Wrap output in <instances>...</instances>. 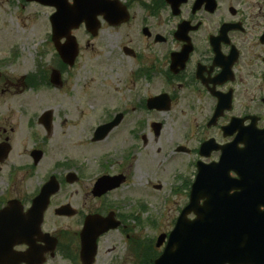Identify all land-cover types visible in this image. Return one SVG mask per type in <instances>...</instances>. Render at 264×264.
I'll list each match as a JSON object with an SVG mask.
<instances>
[{
  "label": "flooded vegetation",
  "instance_id": "1",
  "mask_svg": "<svg viewBox=\"0 0 264 264\" xmlns=\"http://www.w3.org/2000/svg\"><path fill=\"white\" fill-rule=\"evenodd\" d=\"M16 1L22 8L34 6L48 10L49 40L54 51L53 16L63 12L66 17L70 10L80 7V23L71 29L70 34L79 46L74 32L81 33L86 48H92L94 42L101 39L100 48L107 50L112 59V77L119 81L124 78L127 82V97L122 96L124 101L121 102L117 100L116 111L104 112L103 120L91 130L87 140L92 144L100 142L112 130L115 137L120 136L125 117L129 116L133 122L125 131L124 147L116 150L115 163L112 164L114 172L107 171L109 162L102 161L99 175L87 188L86 196L95 206L70 207L62 215L56 210L69 201L54 208L55 214L75 219L77 230L69 234L64 229L62 234L57 229H43V223L42 236L29 237L30 243L24 239L13 243L7 256L5 252L0 253V264H95L101 239L114 230H119L124 239L130 238L129 248L138 259L136 264H154L179 214L189 203L195 181L198 179L207 184L211 178L209 167L218 164L223 154L226 159L224 172L229 178L238 179L236 170L241 172L246 165L244 159L247 158L248 145L257 143L255 137L264 130V0H47L46 5L37 1ZM65 41V37L57 40L60 44ZM78 55L79 52L74 64L68 66L54 52L52 64L57 70L51 68L50 74L49 69L44 70L50 76L51 85H60L62 73L69 76L77 65ZM5 62L6 59H2L0 64ZM137 112L149 117L161 114L163 118L135 122L131 115ZM172 113L173 117L170 116ZM114 119L117 122L106 136L95 139L96 127ZM168 119L175 129L171 127V139L165 147L163 145L164 170L166 165L170 167V180L165 185L169 186V196H179L181 201L174 202L177 216L171 229L160 234L165 238L158 245L160 235L154 244L151 240L136 238L139 239L136 241L129 236V222L135 220V215L128 212L132 202L130 197H123L116 203L107 199L129 183L136 155L141 157L144 154L146 158L145 146L161 142ZM37 122L42 125L39 117ZM6 134V127L0 124V145L8 143L10 153L12 145ZM31 158L36 165L32 155ZM6 159L0 161V172ZM65 165L68 170L64 173V182H78V171L81 172L82 167ZM10 172L12 176L20 174L18 167H13ZM202 172L205 173L201 181ZM72 173L76 177L70 181L68 175ZM54 176L61 188V180ZM100 176L117 177L119 182L104 190L97 185ZM12 181L14 184L10 176L11 187ZM154 187L156 190L162 188L161 184ZM40 188L25 199L0 184V211L11 201H16V211L27 212ZM49 207L50 204L46 212ZM94 215L109 217L108 223L116 227L97 236L94 258L90 263L88 253L86 256L82 254V231L87 217ZM188 217L193 219L194 214ZM109 249L111 251L113 247Z\"/></svg>",
  "mask_w": 264,
  "mask_h": 264
},
{
  "label": "rangeland",
  "instance_id": "2",
  "mask_svg": "<svg viewBox=\"0 0 264 264\" xmlns=\"http://www.w3.org/2000/svg\"><path fill=\"white\" fill-rule=\"evenodd\" d=\"M47 11L34 6L22 8L16 0H0V61L6 59L0 64V124L6 127V135L12 145L0 172V184L26 199L51 174H55L61 180V188L51 199L43 229H57L62 234L67 230L72 234L77 230L76 220L55 214L54 208L68 201L70 205H66L73 209L94 204L86 196L87 188L99 175L102 161L109 162L107 171L114 172L112 164L115 163L116 150L124 147L125 131L133 120L125 117L120 136L115 137L112 130L100 142L92 144L87 140L91 130L103 120L104 112L116 111L117 100L121 102L124 101L122 96L127 97V82L124 78L120 81L115 78V81L112 77V59L107 50L100 48L101 39L95 41L92 48H86L81 33L74 32L79 43L77 65L69 76L65 73L60 75V85H51L50 70L57 68L52 64L55 51L49 40ZM44 70L49 71L48 76ZM43 111L52 113L49 133L37 122ZM170 116L173 117L174 113ZM131 117L138 122L159 120L163 115L149 117L137 112ZM168 122L161 142L145 146L146 158L144 154L141 157L136 155L129 183L107 199L110 203L121 201L123 197L132 199L128 212L135 215V220L129 222L127 232L135 240L155 242L158 235L171 229V223L177 216L174 202L181 199L169 196V186L165 185L170 180V167L166 165L164 170L163 145L165 147L171 139V127L175 129L171 119ZM36 148L44 154L34 165L30 152ZM67 163L82 167L81 172L78 171V182H64ZM13 167H18L20 174L12 176L10 170ZM10 176L14 179L12 187L8 182ZM157 184H161V190L155 189ZM15 193H10V196H15ZM129 239H124L119 230L103 237L95 264H136L138 259L129 248ZM109 247L113 249L110 251ZM157 250L161 251L160 248Z\"/></svg>",
  "mask_w": 264,
  "mask_h": 264
},
{
  "label": "water",
  "instance_id": "3",
  "mask_svg": "<svg viewBox=\"0 0 264 264\" xmlns=\"http://www.w3.org/2000/svg\"><path fill=\"white\" fill-rule=\"evenodd\" d=\"M36 1L48 4L47 0ZM70 11L66 17L63 12H58L52 22L56 50L65 63L72 65L78 45L70 31L80 23L81 8L77 6ZM60 37H65V43L57 42ZM51 116V111H46L40 117L47 131L51 128ZM117 119L99 126L95 131V139L105 137ZM255 139H258L257 143L247 147L244 169L241 172L236 170L238 179L233 180L224 172L226 159L223 154L218 164L209 167L211 178L207 184L198 179L195 181L189 203L181 211L163 252L154 264H264V211L260 209L264 205V130ZM9 151L8 143L0 145V161L7 157ZM42 154L39 150L32 151L35 164ZM68 176L70 181L74 179L72 174ZM118 182L117 177L103 176L97 185L107 190ZM232 189L235 191L231 192ZM58 190L59 184L53 176L42 186L27 212L22 213L21 209L17 212L16 201H11L0 211V253L5 252L7 256L13 243L22 239L30 243L29 237L43 235L41 225L44 213L51 195ZM201 199L202 204L199 203ZM69 208L68 205L62 206L56 213L66 214ZM191 212L196 215L193 220L187 217ZM109 220V217L98 215L86 219L82 231V254L86 256L88 253L87 260L90 263L94 258L97 236L116 227L109 224ZM164 237H158V245Z\"/></svg>",
  "mask_w": 264,
  "mask_h": 264
}]
</instances>
